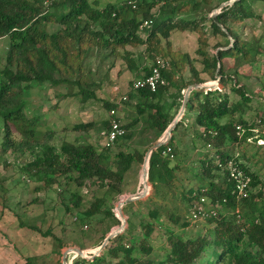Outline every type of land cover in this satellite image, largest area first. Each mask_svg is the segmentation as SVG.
Segmentation results:
<instances>
[{
	"label": "trees",
	"instance_id": "1",
	"mask_svg": "<svg viewBox=\"0 0 264 264\" xmlns=\"http://www.w3.org/2000/svg\"><path fill=\"white\" fill-rule=\"evenodd\" d=\"M223 1L226 0L213 5L214 0H108L99 5V0H0V38H7L6 51L0 57V156H6L0 158V165L16 167L22 178L37 183L36 190L39 186L46 189L60 184L62 180L73 183L75 189L69 192L67 208L79 209L83 196L89 192L87 185H95V190H90L91 199L84 204L82 218L89 219L103 213L118 224L113 210L106 208L105 204L128 193L129 172L138 180V165L142 164L147 148L177 114L187 86L214 80L217 65L219 83L223 86L233 77L225 72L223 59L253 64L262 54L260 42L242 38L233 25L249 18H259L253 3H264V0H235L213 16L210 11L202 10V6L212 9ZM191 10L201 11L191 14ZM145 21L147 24L143 25ZM173 30L190 31L196 35L195 53L201 57L200 69L188 53L172 48L169 35ZM217 35L224 37L225 41L217 42L216 52L211 53L208 50L210 38ZM229 35L233 39L231 45ZM94 54L106 56L111 64L119 58L126 70L138 72L141 69V76L151 72L158 58L164 59L168 65L160 73L166 83L158 84L155 90L147 87L134 90L132 84L138 78L135 77L128 81V91L122 96L124 99L99 98L96 90L100 81L91 78L86 67L87 59ZM32 84H43L58 96H77L81 104L100 102L107 109L108 116L110 109L116 110L122 103H131L134 112L125 123L116 114L124 133L111 146L117 144L119 150L112 153L111 146L97 147L65 139H60L56 145L53 142L55 131L46 129L45 121L38 116L24 111L23 92ZM60 88L66 91L60 93ZM231 91L239 96L238 101H230L218 88L192 91L185 111L194 112L193 125L199 129L189 134L187 145L183 144L178 137L183 133L185 123L180 119L168 142L151 152L148 182L152 194L146 200L152 203L153 196L159 194L176 198L178 172L184 165L188 166L189 152L209 145V155L206 151L198 156L200 168L186 169L197 185L181 186L179 199L187 202V209H190L195 200L205 196L212 204L224 206L228 211L217 212L216 216L206 219L214 222L207 234L185 237L182 233H175L172 227L164 226V257L158 260L149 258L146 264H264V203L257 207L255 195L251 193L260 181L239 155L231 152V148L247 142L254 134L253 124L244 118L251 95L236 82H233ZM108 116L98 121L75 123L72 129L77 132L107 129ZM11 127L19 133V140L11 137ZM126 141H134L142 149H120ZM7 153L17 158L11 161ZM228 160H233L250 179L245 195H238L235 190V181L229 177L226 167ZM160 187L166 188L167 192L162 193ZM241 207L250 210L244 214ZM236 208L240 210L241 222L234 212ZM147 216L148 219L142 216L139 222L141 237L133 243H138V250L148 256L153 250L149 243L152 233L164 222L160 206L148 209ZM166 220L181 227L188 225L187 220L181 222V217L173 212L166 215ZM127 224L126 230L131 229L129 218ZM31 228L40 231L35 226ZM126 230L113 237L98 256L93 259L75 256L72 264H142L143 261L132 254L135 250L133 243L128 247L122 243ZM42 235L58 239L51 234L50 228ZM105 236L106 232L94 246H99ZM207 252L210 254L205 258ZM25 264L35 263L26 257ZM58 264L62 263L59 261Z\"/></svg>",
	"mask_w": 264,
	"mask_h": 264
},
{
	"label": "rangeland",
	"instance_id": "2",
	"mask_svg": "<svg viewBox=\"0 0 264 264\" xmlns=\"http://www.w3.org/2000/svg\"><path fill=\"white\" fill-rule=\"evenodd\" d=\"M99 1V5H103L108 0ZM218 1L214 0L213 5ZM253 8L259 15V18H249L242 23L233 25V29L246 40L260 42L262 54L256 57L255 61L252 62L253 64L239 60L235 61L232 58L223 59L225 72L233 77L227 80L223 86L218 82L217 88L226 93L232 102L239 100V96L231 91L233 82L243 85L246 92L251 95V103L245 109L244 118L253 124L254 134L248 137L247 142L231 148V152L239 155L240 160L249 170L256 173L260 183L252 189L251 193L255 195L257 207H262V203H264V48H262L264 46V3L254 2ZM202 10L210 11V16H213V10L219 11L217 7L210 9L209 6H202ZM199 11L191 10L190 13L197 14ZM6 39V37L0 38V57H3L6 51ZM224 39V37L219 35L211 37L208 50L211 53L216 52V43L219 41L223 43ZM169 40L174 50L177 49L182 53H188L194 59L195 65L200 69L201 57L195 53L197 42L194 33L173 30L169 35ZM134 49L138 51L139 48ZM90 57L87 59L88 63H86V67L89 71V76L96 82L100 81L99 88L96 90L97 96L107 100L115 96L113 100H110L118 101L128 91L127 81L131 74L129 72L121 73L116 78L114 72L111 74L109 72V74L106 73V69L109 71L110 68L108 66L109 63H104L106 56L101 57L98 54H94ZM139 61L143 63L141 60ZM214 81L215 79L207 80L204 83H212ZM118 86L119 90L117 91ZM60 90V93L66 91L64 88H60ZM23 101L25 102V112H28L29 115L38 116L41 120L45 121L44 127L46 129L55 131L56 137H54L53 142L56 145L60 143V139L71 142H87L97 147L104 145L101 142L104 138V128L89 132H77L72 129L75 123L92 120L98 121L99 118L108 116L107 109H104L100 105V102L81 104L77 96H58L54 90L43 84H32L26 87L23 92ZM116 111L122 123H125L126 119L132 117L134 106L129 102L122 103L117 106ZM191 115L184 111L181 117L188 126H185L183 129L186 134L180 135L181 137L185 136L184 142H182L185 145L189 143L187 134L195 132L192 129L193 122L190 118ZM11 137L15 140L20 139V135L14 127H11ZM120 147V149L126 151H132L135 148L142 149L134 141H126ZM208 149L209 147H205L204 145L197 151L189 152L188 166L184 165L182 170L178 172L179 185L175 189L177 191L176 198L169 197V195L167 197L160 196L159 194L155 196L152 203H147V201H145L146 204H143L141 201L130 202L131 204L126 203L124 204L126 205L125 212L122 207L123 214L126 217L124 230L128 226L127 218H129L131 226V229H127L124 233L122 240V243H126V247L132 245L137 237H141L142 230L139 222L143 219L142 216L146 214L150 206H160L163 213L162 221L164 223L152 233L149 242L153 249L151 254L147 256L142 250H138V243H133L135 250L132 254L135 258L142 260V264H146L149 258L158 260L164 257L166 250L165 237L162 233L164 226L172 227L175 233H182L185 237L195 234H207L211 231L214 222L201 219L188 221L189 209H187V202L179 199L181 186L186 188L197 185V181L193 175L188 170L186 171L187 167L200 168L198 156L206 151L209 155ZM117 150H119L117 144L110 147L112 153L117 152ZM6 155L11 161L17 158L16 155L11 153H7ZM5 157L0 156L1 160ZM136 172L138 173V180L137 176L132 172H129L127 175L129 185L126 187V191L128 192H133L136 186L140 184L141 164L138 165ZM0 180V264H25L26 257H30L31 261L35 264H58L59 261L61 262L62 253L67 248L72 247L80 248L85 251L86 255H90L97 247L94 245L98 242L100 236L104 232L106 234L109 233L120 224V220L116 216L115 206L120 198L130 194L123 193L114 198L112 202H106L105 204L106 208L113 210L114 216L119 220L117 224L112 217H105L103 213H98L89 219L82 218V212L85 209L84 204L91 199L92 192L90 190H95V185H87L86 190L89 189V192L83 196L84 201L82 206L79 209H75L66 207L68 205L69 192L75 189L73 183L67 180H62L60 184H55L46 189L39 186V190H36L37 183L28 181L26 177L22 178L18 174L17 168L11 164L7 167L0 165ZM149 185L150 188L147 190L148 194L146 196L152 193L151 184L149 183ZM159 190L162 193L167 192L166 188L162 189L160 187ZM162 200L167 201L165 206L160 205ZM214 208L221 214L228 211L221 205H217ZM249 210L250 208L248 207H241V212L244 214L248 213ZM170 212L179 215L182 220L181 222L187 220L188 225L181 227L178 224L173 225L167 221L166 215ZM33 226L39 228L41 232L32 229L31 227ZM48 228L51 229V234L58 238L57 240L51 235H42V232ZM209 254L207 252L204 257H209ZM75 256L73 252L68 253L66 255L67 263L72 264ZM111 260L116 261L117 259Z\"/></svg>",
	"mask_w": 264,
	"mask_h": 264
},
{
	"label": "built area",
	"instance_id": "3",
	"mask_svg": "<svg viewBox=\"0 0 264 264\" xmlns=\"http://www.w3.org/2000/svg\"><path fill=\"white\" fill-rule=\"evenodd\" d=\"M147 21L143 23L146 25ZM167 62L164 59L158 58L156 65L151 69V72L148 75L140 76L133 81V89L138 90L144 87L149 88L150 90H155L158 84H165L166 81L162 78L160 70L167 67ZM123 99L125 97H122ZM117 111L115 109L109 110V126L103 132L104 138L102 139L103 146H111L117 137L123 135L124 128L122 127L121 122L116 118ZM239 129L240 127L237 126ZM209 147V145H208ZM228 170V175L235 181V190L238 195H245L248 182L250 181L249 177L244 174V172L236 165L233 160H228L226 163ZM212 204L209 199L205 196H200L199 199L195 200L189 209L188 221H197V220H206L208 218L214 217L217 215V210L214 207H217ZM238 221H243L240 216V210L236 208L234 210ZM110 264V263H102Z\"/></svg>",
	"mask_w": 264,
	"mask_h": 264
},
{
	"label": "water",
	"instance_id": "4",
	"mask_svg": "<svg viewBox=\"0 0 264 264\" xmlns=\"http://www.w3.org/2000/svg\"><path fill=\"white\" fill-rule=\"evenodd\" d=\"M234 1L235 0H226L224 2H221L217 7L219 9V11L213 10L212 15L219 13L223 7L231 5ZM222 29L225 32H227L224 28H222ZM229 39H230V45H231L233 42V39L230 35H229ZM218 49H220V48H218ZM218 63H219V61H218ZM218 71H219V65H217V68L215 70V81L213 83H193V84H190L187 86V88L185 89L184 94H183L181 106H180L177 114L173 118L172 122L167 126V128L158 137V139L156 141H154L147 148V150L144 154V157H143L142 164H141V172H140V186H141V188L138 191L125 196V198L123 200H119L116 203V206H115V209L117 212L116 216L120 220V224L118 225V227H116L115 229H113L109 233H107L106 236L104 237V239L102 240L101 244L99 246H97L94 249V251H92L90 253V255H86L84 250L77 248V247L67 248L62 253V256H61V263L62 264H68L67 260H66V255L68 253H71V252L75 253L76 256H80V257H83L86 259H93L95 256H98L100 253H102L104 251L106 245L108 244V242L113 237H115L116 235H118L119 233H121L124 230L125 225H126V217L124 216L123 211H122L123 205L126 203H129V202H132V201L139 200L148 194V191H146V188L148 187V184H149V182H148V161H149V157H150L151 152L153 150H155L156 148H158L159 146L166 144L168 142V140L170 139L173 128L176 126L178 121L181 119V117H182V115L186 109V104H187V100L189 97V93L192 90H194V89L211 90V89L217 88V85H218V82L220 79ZM142 177L144 178V181L141 180Z\"/></svg>",
	"mask_w": 264,
	"mask_h": 264
},
{
	"label": "crops",
	"instance_id": "5",
	"mask_svg": "<svg viewBox=\"0 0 264 264\" xmlns=\"http://www.w3.org/2000/svg\"><path fill=\"white\" fill-rule=\"evenodd\" d=\"M135 50V49H134ZM90 59H91V57H90ZM94 61H95V59H94ZM89 62H90V60H89ZM88 63V62H87ZM98 63V62H97ZM100 63H102V62H100ZM104 63H109V71L106 69V73H112V72H114V74L116 75V78H117V76H119V74H121V73H130L131 74V76H129V78H128V81L130 80V79H132V78H135V77H140L141 75H142V71H141V69H140V71H136V72H132V71H128V70H126L125 69V67H124V65H123V62H122V60H120L119 58L117 59V60H115L114 61V63L113 64H111V61L110 60H108L107 58H105V61H104ZM107 68V67H106ZM115 68V69H114ZM108 73V74H109ZM128 81H127V85H128ZM115 88V87H114ZM117 91L119 90V86H118V88L116 89ZM185 91V90H184ZM193 91V90H192ZM192 91L189 93V95L192 93ZM184 93V92H183ZM125 94V93H124ZM114 97L115 96H113V97H110L109 98V100L110 99H114ZM188 114H192L191 115V120H192V122H193V118H194V112L193 111H190V112H188ZM109 117V116H108ZM102 118H107V116L106 117H102ZM100 119V118H99ZM184 126H186V127H188L186 124L184 125ZM192 129L194 130V131H197L198 129H199V127L198 126H194L193 124H192ZM105 130V129H104ZM188 130V129H187ZM186 130V131H187ZM182 133V132H181ZM185 132L183 131V133L182 134H184ZM186 134V133H185ZM181 135V134H180ZM179 135V137L178 138H180V140H181V142H184V137L185 136H183V137H181ZM187 136H189V134H187ZM138 184V183H137ZM140 189V184L139 185H137L136 186V188H135V190H134V192H136V191H138ZM133 192V193H134ZM128 193H130L131 194V192H128ZM152 194V193H151ZM150 194V195H151ZM149 196V195H148ZM148 196H146V197H143V198H141V199H139V200H136V201H138V202H142L143 204L145 203V201L146 200H148ZM155 196H157V195H155ZM155 196H153V199L155 198ZM132 202H134V201H132ZM153 202V201H152ZM166 203H167V201L166 200H162L161 202H160V205H163V206H165L166 205ZM146 204V203H145ZM150 208H152V206H150L148 209H150ZM147 209V210H148ZM143 217L145 218V219H148V216H147V211H146V214L145 215H143Z\"/></svg>",
	"mask_w": 264,
	"mask_h": 264
},
{
	"label": "bare ground",
	"instance_id": "6",
	"mask_svg": "<svg viewBox=\"0 0 264 264\" xmlns=\"http://www.w3.org/2000/svg\"><path fill=\"white\" fill-rule=\"evenodd\" d=\"M142 181H144V178L142 177ZM150 188V185L148 184V187L146 188V191Z\"/></svg>",
	"mask_w": 264,
	"mask_h": 264
}]
</instances>
